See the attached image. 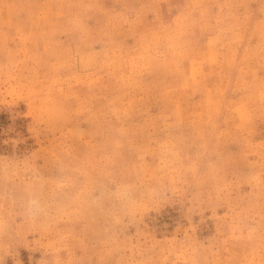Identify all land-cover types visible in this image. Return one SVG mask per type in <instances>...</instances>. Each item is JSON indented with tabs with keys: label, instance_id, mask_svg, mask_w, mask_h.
I'll list each match as a JSON object with an SVG mask.
<instances>
[{
	"label": "rangeland",
	"instance_id": "obj_1",
	"mask_svg": "<svg viewBox=\"0 0 264 264\" xmlns=\"http://www.w3.org/2000/svg\"><path fill=\"white\" fill-rule=\"evenodd\" d=\"M0 264H264V0H0Z\"/></svg>",
	"mask_w": 264,
	"mask_h": 264
}]
</instances>
